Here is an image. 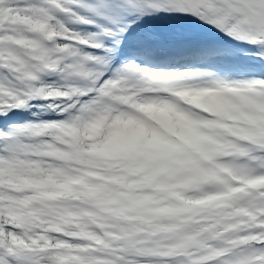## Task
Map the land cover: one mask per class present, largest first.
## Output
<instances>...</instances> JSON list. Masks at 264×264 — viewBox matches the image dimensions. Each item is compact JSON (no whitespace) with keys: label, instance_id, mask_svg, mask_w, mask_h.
I'll list each match as a JSON object with an SVG mask.
<instances>
[{"label":"snow or ice","instance_id":"1","mask_svg":"<svg viewBox=\"0 0 264 264\" xmlns=\"http://www.w3.org/2000/svg\"><path fill=\"white\" fill-rule=\"evenodd\" d=\"M0 264H264V0H0Z\"/></svg>","mask_w":264,"mask_h":264}]
</instances>
